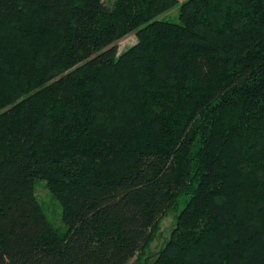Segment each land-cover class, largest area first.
<instances>
[{
    "label": "trees",
    "instance_id": "trees-1",
    "mask_svg": "<svg viewBox=\"0 0 264 264\" xmlns=\"http://www.w3.org/2000/svg\"><path fill=\"white\" fill-rule=\"evenodd\" d=\"M177 3L0 0V264H264V0Z\"/></svg>",
    "mask_w": 264,
    "mask_h": 264
},
{
    "label": "rangeland",
    "instance_id": "rangeland-1",
    "mask_svg": "<svg viewBox=\"0 0 264 264\" xmlns=\"http://www.w3.org/2000/svg\"><path fill=\"white\" fill-rule=\"evenodd\" d=\"M105 2H111V0H104ZM184 0H178L177 5H175L171 10L166 11L155 19V21H163L170 23H179V8L181 3ZM136 43V37L134 33H131L118 41L115 45L117 48V55L126 51L129 47L133 46ZM44 182H36L35 183V195L38 198L40 205L46 213L47 218L54 228L59 229L60 231H64V225L61 221V208L59 203L50 195V193L44 187ZM173 223V213L170 212L166 218H164L160 224V236L157 240L152 244V251L157 250V248L161 245L164 239L167 238L168 233L171 230ZM134 259L131 261L130 264Z\"/></svg>",
    "mask_w": 264,
    "mask_h": 264
}]
</instances>
